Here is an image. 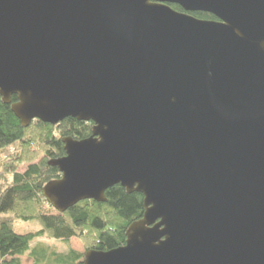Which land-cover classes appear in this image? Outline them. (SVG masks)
I'll return each instance as SVG.
<instances>
[{"label":"water","instance_id":"water-1","mask_svg":"<svg viewBox=\"0 0 264 264\" xmlns=\"http://www.w3.org/2000/svg\"><path fill=\"white\" fill-rule=\"evenodd\" d=\"M0 95L23 126L93 122L49 160L59 213L143 194L83 264H264V0H0Z\"/></svg>","mask_w":264,"mask_h":264},{"label":"trees","instance_id":"trees-1","mask_svg":"<svg viewBox=\"0 0 264 264\" xmlns=\"http://www.w3.org/2000/svg\"><path fill=\"white\" fill-rule=\"evenodd\" d=\"M171 6L184 11L177 4ZM190 14L216 19L208 12ZM92 125V121L68 117L56 125L36 119L23 126L11 104L4 103L0 95V264H22L25 255L33 259L32 264H83V252L71 247L58 251L40 240L47 235L68 245L77 237L86 250L106 251L125 244L129 225L144 213L140 192L129 193L116 184L106 190V202L83 200L56 215L40 210L46 202L43 187L60 177L59 169L49 160L65 155L63 137L86 138L92 133ZM23 164L27 167L20 171ZM12 211L24 221L37 220L41 227L16 232L14 218L4 216Z\"/></svg>","mask_w":264,"mask_h":264},{"label":"rangeland","instance_id":"rangeland-1","mask_svg":"<svg viewBox=\"0 0 264 264\" xmlns=\"http://www.w3.org/2000/svg\"><path fill=\"white\" fill-rule=\"evenodd\" d=\"M26 167H27V164H23L19 167V170L24 171ZM40 210L42 213L49 214V215L58 214V211L47 201L44 203L43 207ZM4 216L14 218L13 220L14 229L18 233H25L27 231L37 230L41 227V224L37 220L24 221L22 218L17 217L13 211L7 214H4ZM40 240L50 245L52 248H56L58 251H62V252L67 251L69 247L76 249L78 251H81L84 254L87 251L84 247V244L77 237H72L70 239L69 245L64 243L62 240H56V239L50 238L48 235L45 236L44 238H41ZM21 260H22V264H32L33 263V259L27 255L22 256Z\"/></svg>","mask_w":264,"mask_h":264}]
</instances>
